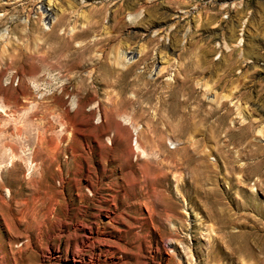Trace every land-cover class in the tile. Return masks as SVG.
<instances>
[{
    "label": "rangeland",
    "instance_id": "obj_1",
    "mask_svg": "<svg viewBox=\"0 0 264 264\" xmlns=\"http://www.w3.org/2000/svg\"><path fill=\"white\" fill-rule=\"evenodd\" d=\"M115 35L136 50L126 65L148 58L114 65ZM111 82L134 127L110 118ZM190 118L215 132L210 155ZM189 155L217 169L201 193L171 167ZM231 238H264V0H0V264H248Z\"/></svg>",
    "mask_w": 264,
    "mask_h": 264
},
{
    "label": "bare ground",
    "instance_id": "obj_2",
    "mask_svg": "<svg viewBox=\"0 0 264 264\" xmlns=\"http://www.w3.org/2000/svg\"><path fill=\"white\" fill-rule=\"evenodd\" d=\"M40 4H41V9H43V11L46 12L45 18L47 19L52 14L51 13V10L49 11V9H47L49 7V1L46 4L42 1V2H40ZM128 4H126L125 7H124V11L123 12H124L125 15H119V16H117V18H115V23L114 24H116V25L114 27H115L116 33L120 32L121 28L128 21H134L135 19H137L136 14L135 13H131L132 5L131 4L128 5ZM173 17H175V16L173 15L171 18H173ZM181 30L182 29L180 27L178 30H176V32H180ZM161 34H162V36L165 34L164 35L165 36V41H166V39L169 38L168 37V34H166L164 32H161L160 33V36H161ZM157 35H158V33H156V32L154 33L153 32V36L150 38V44L156 40ZM116 36L117 35L114 36L115 37L114 39L119 40V42H121L120 43V48H121L122 52L121 53L120 52H117L113 56V64L116 65V66H119V65L120 66H124V64H125L124 60L125 59L130 60V58H133L132 56L135 55L136 50H135V48L132 47V45L126 43L124 41V39H121V41H120V39H117ZM172 38H171V40L168 39L170 41L169 43L165 42V44L166 43L168 44L167 46H171L174 43ZM167 46H165V45L163 46L162 45L161 48H159L157 50V52H156V54H157V62H158V64L160 66H162L166 62L164 60L163 56H162L163 55L162 54L163 53L162 52L163 51L162 49L163 48H166ZM113 51H114V49H113ZM138 52L141 53V56H140V58L137 61H134V62H131V63H127L128 65L125 64L126 65V72L130 71L136 64L142 63L143 61H145L148 58V56H149V49L147 47H146V50H145V48H140L138 50ZM161 70H162V67H160V69L158 70V72H156V74L160 73ZM90 72H92V71H90ZM109 84L113 85L114 87L118 88V90H119L117 96L111 100V105H110L111 107H113L110 110L111 111L110 118L112 120L116 121L117 118H119L121 116V114H120V111H121L120 110V107L126 105L124 103V101H122L120 99V97H119V95H121L123 93L124 89L123 88H119V85H118L117 82H111ZM235 96L233 98H229V97H232V96L231 95L230 96L229 95H225L222 98L229 99V102L230 103H234L233 102V99L236 98ZM215 102H217V101L215 100ZM224 102H222L219 106H218V104L220 102L219 103L217 102L216 104H217L218 107H224L226 105V103H224ZM73 103H75V102H73ZM82 104H84V103H82ZM72 105L75 107V104H72ZM233 108L235 109V116L238 117V119H241V120L247 119V114H246V112L244 110V107H241V105H238V103L236 102V103L233 104ZM73 109H75V108H73ZM82 109H83L82 106H79V105L77 106V111H82ZM214 112H215V109H213V111H211V112H208L207 113L208 117H211L212 118L211 115L214 114ZM89 113H91V112L89 111ZM103 115H104V118H107L108 117V115L106 114V112H103ZM83 117H85V116H83ZM99 119L100 118H98V120ZM206 119L208 120L207 116H206ZM101 120H102V118H101ZM121 120H122V122L125 125H127L129 127H132V126L134 127L135 125H137L136 124V120H134L133 117H131V118L130 117H128V118H121ZM186 120H188V122H186V127L183 128V130H181V131H184L185 134L188 133L189 136L190 135L191 136L192 135H200L202 138H204V141L206 143L205 145H203V147L211 148L206 154L207 155H210L212 152H214V148L216 147V144L214 145V147H209V143H211V141L215 138V136H216L215 132H213L212 129L210 130V132H207L205 130L204 125L202 123L198 122V121H195L194 118H190V119H186ZM100 122H99V124H100ZM137 128H138V126H136L135 130H137ZM51 129H52V127H51ZM148 129L150 130V134H152V136H153L151 140H153V142L158 145V140L156 139V137H157V133L158 132H161V130L159 128H157V127L156 128L155 127H153V128L152 127H148ZM135 130H133V131H135ZM158 138H159V136H158ZM136 144H137V139H135V145ZM151 147H153V144H152ZM135 148H136V146H135ZM219 153H220L219 156L223 159V164L225 166L224 169L229 170V171H232V172L239 173L240 175H242V179L243 180H245L247 178V176L244 174V169H245L244 167H240V166L239 167H236L233 164V162L229 159V156H227L225 154H222V152H219ZM196 160H197L196 157H194L193 155H189L187 157V160L186 161L183 160L182 158L172 160L171 161V167H172V170L174 172H180L182 170H186L187 173H188V177L184 180L185 181V184L190 185L192 188H194V190L196 192L201 193L200 191H201V189L203 188V186L205 184H207V183H211V184L214 183V184H216L219 180L216 178L217 176H215V172H216L215 170H217L216 167H215V165H214V171H213V174L214 175H212V176L215 177V179H214L209 174H205V172L198 165H193ZM223 180H226V178H223ZM230 187H231V185L229 186V188ZM204 192H205L206 202L210 206H218L220 204H223V202H224L223 201V197L228 194V190H224L219 195H217L215 192H213L212 194H209L206 191H204ZM216 218H217V220H222L223 219L222 221L225 222V223H227V224L233 223V219H229V215H227V217H225V218H222L221 216L217 215ZM249 240H252L254 242V248H257L260 251H264V238H233V239L231 238V241L237 244V252H239L240 254H242L241 256H242L243 260L244 261L247 260L246 262H249L248 264L252 263V257L255 254L253 252L252 247H250L249 244H248L249 243ZM74 263L75 264H90L89 262L88 263H85V262H82V261L81 262L74 261Z\"/></svg>",
    "mask_w": 264,
    "mask_h": 264
}]
</instances>
